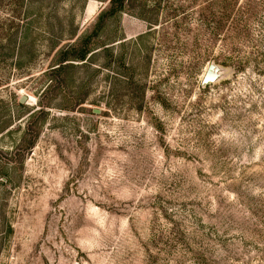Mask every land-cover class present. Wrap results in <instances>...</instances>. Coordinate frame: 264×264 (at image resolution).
Instances as JSON below:
<instances>
[{"label":"rangeland","instance_id":"obj_1","mask_svg":"<svg viewBox=\"0 0 264 264\" xmlns=\"http://www.w3.org/2000/svg\"><path fill=\"white\" fill-rule=\"evenodd\" d=\"M109 8L0 0V264H264V0Z\"/></svg>","mask_w":264,"mask_h":264},{"label":"trees","instance_id":"obj_2","mask_svg":"<svg viewBox=\"0 0 264 264\" xmlns=\"http://www.w3.org/2000/svg\"><path fill=\"white\" fill-rule=\"evenodd\" d=\"M124 1L125 0H110V8L105 11L101 16L103 15H110L114 14L116 11L121 10L124 7ZM91 48L88 47L87 44H84V47H82L78 54L74 56V58H68V56L62 58V62H66L68 60H86L88 54L90 53Z\"/></svg>","mask_w":264,"mask_h":264},{"label":"water","instance_id":"obj_3","mask_svg":"<svg viewBox=\"0 0 264 264\" xmlns=\"http://www.w3.org/2000/svg\"><path fill=\"white\" fill-rule=\"evenodd\" d=\"M224 75H225L224 68L221 65L212 62L208 66V68H207V70L203 76L202 86H207L210 83L216 82V81L220 80L222 77H224ZM25 100H26V96H22L20 98L21 103L24 102Z\"/></svg>","mask_w":264,"mask_h":264}]
</instances>
